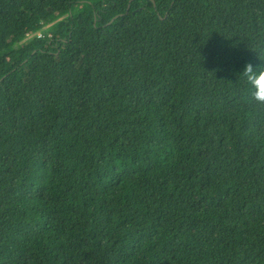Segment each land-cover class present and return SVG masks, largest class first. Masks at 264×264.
Here are the masks:
<instances>
[{"label": "trees", "instance_id": "1", "mask_svg": "<svg viewBox=\"0 0 264 264\" xmlns=\"http://www.w3.org/2000/svg\"><path fill=\"white\" fill-rule=\"evenodd\" d=\"M246 64L264 0H0V264H264Z\"/></svg>", "mask_w": 264, "mask_h": 264}, {"label": "clouds", "instance_id": "2", "mask_svg": "<svg viewBox=\"0 0 264 264\" xmlns=\"http://www.w3.org/2000/svg\"><path fill=\"white\" fill-rule=\"evenodd\" d=\"M38 33L40 34V32ZM239 78L245 84L252 100L257 105H264V67L254 70L251 64H246L243 72L239 74Z\"/></svg>", "mask_w": 264, "mask_h": 264}, {"label": "built area", "instance_id": "3", "mask_svg": "<svg viewBox=\"0 0 264 264\" xmlns=\"http://www.w3.org/2000/svg\"><path fill=\"white\" fill-rule=\"evenodd\" d=\"M37 36H41V35L38 33Z\"/></svg>", "mask_w": 264, "mask_h": 264}]
</instances>
